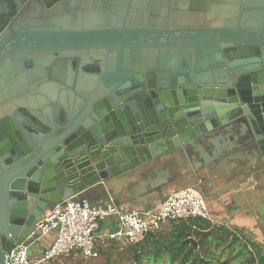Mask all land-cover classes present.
I'll return each mask as SVG.
<instances>
[{"label":"water","instance_id":"obj_1","mask_svg":"<svg viewBox=\"0 0 264 264\" xmlns=\"http://www.w3.org/2000/svg\"><path fill=\"white\" fill-rule=\"evenodd\" d=\"M212 168L264 226V0H0V264L68 200L140 212Z\"/></svg>","mask_w":264,"mask_h":264},{"label":"built area","instance_id":"obj_2","mask_svg":"<svg viewBox=\"0 0 264 264\" xmlns=\"http://www.w3.org/2000/svg\"><path fill=\"white\" fill-rule=\"evenodd\" d=\"M195 219L212 223L205 201L192 189L174 191L158 208L140 212H122L112 205L96 208L86 201L68 200L37 223L40 236H53L51 244L39 257L33 259L29 254L30 246L37 240L34 239L29 244L15 246L6 256L5 264H45L71 255L94 258L99 242L134 245L149 233L158 232L165 223Z\"/></svg>","mask_w":264,"mask_h":264},{"label":"trees","instance_id":"obj_3","mask_svg":"<svg viewBox=\"0 0 264 264\" xmlns=\"http://www.w3.org/2000/svg\"><path fill=\"white\" fill-rule=\"evenodd\" d=\"M169 223L172 230L165 236L149 233L134 245L119 242L121 247L128 245L131 264H264L258 247L225 227L203 219ZM188 238L196 241L197 249L186 242ZM100 252L97 247L96 256Z\"/></svg>","mask_w":264,"mask_h":264},{"label":"crops","instance_id":"obj_4","mask_svg":"<svg viewBox=\"0 0 264 264\" xmlns=\"http://www.w3.org/2000/svg\"><path fill=\"white\" fill-rule=\"evenodd\" d=\"M241 156L243 159H251V155ZM211 172L215 176L216 182L221 187V190L217 192L207 189L205 196H203L207 213L212 224L225 227L229 231L241 235L249 243L258 247L264 256V226L260 224V222L257 223L255 218L250 215L254 206L248 203L244 196V193L254 195V188L257 185L259 186L260 183L251 177L234 181L233 175L228 169L212 168ZM166 196L161 195L147 198L144 202H141L140 205L135 206V208L139 210H154L159 207ZM119 210L126 212L121 209ZM52 240V235L38 238L35 243H33L35 249L33 250L32 257H39V255L51 244Z\"/></svg>","mask_w":264,"mask_h":264},{"label":"rangeland","instance_id":"obj_5","mask_svg":"<svg viewBox=\"0 0 264 264\" xmlns=\"http://www.w3.org/2000/svg\"><path fill=\"white\" fill-rule=\"evenodd\" d=\"M170 224L171 223L163 224L161 229L155 233L161 237L167 235L172 230V226ZM113 228L115 229L116 227L114 226ZM120 244L121 243L119 242H99L98 247L101 249V252L96 256V258L94 257V259H84L77 255H71L65 258H58L52 263L45 264H131L130 255L127 251L128 245L121 247ZM34 249V245L30 246L29 248V254L31 258H33L32 253Z\"/></svg>","mask_w":264,"mask_h":264}]
</instances>
